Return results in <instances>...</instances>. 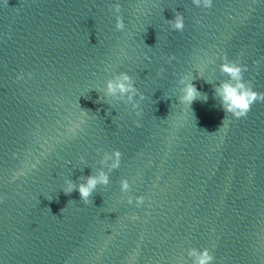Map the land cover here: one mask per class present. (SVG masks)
Here are the masks:
<instances>
[{
	"label": "water",
	"instance_id": "obj_1",
	"mask_svg": "<svg viewBox=\"0 0 264 264\" xmlns=\"http://www.w3.org/2000/svg\"><path fill=\"white\" fill-rule=\"evenodd\" d=\"M223 55L264 95V0H0V264H185L190 247L264 264V100L224 113ZM121 71L146 97L139 117L103 94ZM185 74L206 101L180 104ZM114 149L109 185L88 203L64 193Z\"/></svg>",
	"mask_w": 264,
	"mask_h": 264
},
{
	"label": "clouds",
	"instance_id": "obj_2",
	"mask_svg": "<svg viewBox=\"0 0 264 264\" xmlns=\"http://www.w3.org/2000/svg\"><path fill=\"white\" fill-rule=\"evenodd\" d=\"M192 3L197 7L203 6L204 8H208L211 6L212 0H192ZM110 10L115 16V30L122 31L125 24L120 15L119 4L116 3ZM165 22L169 25L170 30L175 32H181L185 27L184 15L181 12H175L173 18ZM172 59H174V57H167V61H171ZM201 71L202 69L200 68L199 75L203 77ZM218 71L225 76L226 79L218 80L213 85V89L215 98L219 101V105L225 114L230 115L232 118L239 119L247 114L250 106L254 102L257 100H264V95L257 94L243 81L242 73L247 71L246 65H241L234 60H230L227 55H223L220 57ZM28 75L31 76L30 73ZM21 78V75L17 76V79ZM192 79L193 77L191 75L185 74L179 76L177 81L179 85L178 100L181 105H186L187 107L198 98L204 101L207 100V94L199 92L196 86L191 82ZM206 82L211 83L212 81L206 80ZM97 91L99 92V90ZM103 94L105 97L120 101L125 105H130V114L136 117L141 115L140 102L144 101L146 97L135 86L133 77L126 71L118 72L113 77L105 80ZM81 114L85 115L86 113L81 111ZM81 123H83V121L72 124L68 131L75 134V132L79 130ZM13 157H15V153H13ZM120 157L121 153L119 150L114 149L111 152H104L100 160L101 167H99L94 174L83 178L82 182L79 184H73L72 181L67 179L64 181V193L68 194L76 190L79 193L81 201L88 203L89 196L98 185L102 187L109 185V173L119 167ZM119 185L121 192L129 191V184L126 179H121ZM142 199V197H136L135 206L138 207L142 203ZM127 203L130 205L133 204V197L129 196ZM186 257L187 260L185 264H214V256L208 247H190L186 250Z\"/></svg>",
	"mask_w": 264,
	"mask_h": 264
}]
</instances>
